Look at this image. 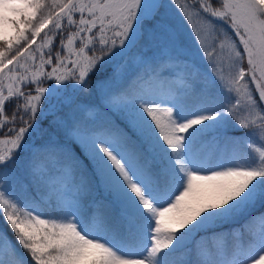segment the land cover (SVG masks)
<instances>
[{"label": "snow or ice", "instance_id": "1", "mask_svg": "<svg viewBox=\"0 0 264 264\" xmlns=\"http://www.w3.org/2000/svg\"><path fill=\"white\" fill-rule=\"evenodd\" d=\"M0 264H264V0H0Z\"/></svg>", "mask_w": 264, "mask_h": 264}, {"label": "trees", "instance_id": "2", "mask_svg": "<svg viewBox=\"0 0 264 264\" xmlns=\"http://www.w3.org/2000/svg\"><path fill=\"white\" fill-rule=\"evenodd\" d=\"M245 66H246V64H245ZM9 234L11 235V233L9 232Z\"/></svg>", "mask_w": 264, "mask_h": 264}]
</instances>
